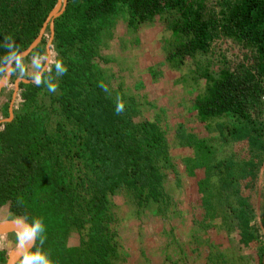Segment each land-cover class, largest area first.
I'll use <instances>...</instances> for the list:
<instances>
[{
  "label": "trees",
  "instance_id": "1",
  "mask_svg": "<svg viewBox=\"0 0 264 264\" xmlns=\"http://www.w3.org/2000/svg\"><path fill=\"white\" fill-rule=\"evenodd\" d=\"M58 1L0 0V80L10 60L40 36ZM173 11L179 16L169 62L181 66L183 58L208 54L218 41L242 52L232 60L225 56L227 68L218 78L202 74L208 86L194 108L207 130L215 125L217 136L210 140L185 123L170 139L160 120L142 119L137 96L114 88L111 69L102 65L110 60L101 48L120 19L135 29ZM51 34L48 26L30 55L14 62L1 96L0 117L7 120L14 95L9 84L30 81L20 82L13 120L0 124V210L7 207V219L32 229L37 221L41 225L27 253L49 264H125L122 223L164 216L175 202L167 185L170 171L176 172L173 148H192L195 157L185 160L187 167L205 168L199 188L207 217H215L218 206L228 207L240 244L262 242L264 211L261 223H253L251 205L234 199L240 180L254 174L247 170L252 161L217 158L210 142L246 143L264 160V0H68L55 20L56 60L35 81L29 65L49 56ZM72 234L79 236L78 245H70ZM8 259V248L0 245V264ZM208 262L230 264L221 252Z\"/></svg>",
  "mask_w": 264,
  "mask_h": 264
},
{
  "label": "rangeland",
  "instance_id": "2",
  "mask_svg": "<svg viewBox=\"0 0 264 264\" xmlns=\"http://www.w3.org/2000/svg\"><path fill=\"white\" fill-rule=\"evenodd\" d=\"M178 16L177 11L169 12L135 29L127 19H120L101 48L102 55L110 60L102 65L111 69L114 88L137 96L142 119L160 120L170 139L175 138L178 126L184 123L202 139H209L217 136L215 125L212 131L207 130L194 108L197 97L204 94L208 86L202 74L208 71L218 78L227 68L225 56L232 60L240 58L242 52L232 42L218 41L208 54L199 52L183 58L181 66L169 62V51L176 40L173 22ZM55 60L56 53L51 47L48 57L33 60L29 74L39 80ZM139 82L144 83L142 88L136 87ZM14 85L9 84V89H14ZM210 144L217 149V158L232 155L239 161H252L253 168L247 170L254 174L240 180V193L234 199L237 202L238 198L246 199L255 215L253 223L260 224L264 211V175L261 176L260 171L264 169V160L254 157L246 143L224 145L215 139ZM171 154L176 172L170 171L167 185L175 202L164 216L129 217L122 223L120 235L128 253L125 264H211L208 259L216 252L227 256L230 264H260L264 227L261 228V243L250 247L240 244V230L231 224L232 212L228 207L218 206L215 217H207L199 188V181L206 175L205 168L191 171L185 161L194 158L195 151L173 148ZM7 216L5 207L0 210V221ZM19 242L16 234L0 238V245L9 252L8 244L16 246ZM78 244L79 236L72 234L70 245Z\"/></svg>",
  "mask_w": 264,
  "mask_h": 264
},
{
  "label": "water",
  "instance_id": "3",
  "mask_svg": "<svg viewBox=\"0 0 264 264\" xmlns=\"http://www.w3.org/2000/svg\"><path fill=\"white\" fill-rule=\"evenodd\" d=\"M67 3L68 0H59L56 7L52 10V12L50 13L44 28L41 31L40 36L32 43V45L24 52L18 54L17 56H15L13 59L10 60L8 66H7V74L5 77H3L0 80V97L2 94V90L3 88L7 85V83L10 81L11 77H12V68H13V64L16 60L22 59L27 57L28 55H30V53L32 52V50L38 45V43L42 40L47 27L50 26L51 29V39L48 43V53L51 52V47H52V42L54 39V35H55V20L60 17L64 11L66 10L67 7ZM30 82L26 79L20 78L16 81L17 84V89H19V83L20 82ZM35 81H38V79H36ZM17 97V93L14 94V98H13V102L11 103L10 106V118L5 120V121H12L14 118V101L15 98ZM32 229V227L30 225H28L25 221L23 220H9V219H5L3 221H0V237H4V236H8L11 234H16L19 237L20 242L16 245L13 246L12 243H9V259L7 264H19L22 257L27 253V251H29V249L31 248V246L33 245L34 241H35V235L29 236L28 232ZM24 234V236L26 237V239H23L20 235Z\"/></svg>",
  "mask_w": 264,
  "mask_h": 264
},
{
  "label": "clouds",
  "instance_id": "4",
  "mask_svg": "<svg viewBox=\"0 0 264 264\" xmlns=\"http://www.w3.org/2000/svg\"><path fill=\"white\" fill-rule=\"evenodd\" d=\"M39 231H41V225L37 221L34 228L28 232V235H35ZM22 264H49V262L45 257L39 256L36 253H26L23 257Z\"/></svg>",
  "mask_w": 264,
  "mask_h": 264
},
{
  "label": "crops",
  "instance_id": "5",
  "mask_svg": "<svg viewBox=\"0 0 264 264\" xmlns=\"http://www.w3.org/2000/svg\"><path fill=\"white\" fill-rule=\"evenodd\" d=\"M19 79H20V78H19ZM8 83H9V82H8ZM8 83H7V84H8ZM19 85H20V83H19ZM16 86H17V84L15 83V85H14V94L17 93V96H18V93H19V89H20V88L17 89ZM1 96H2V94H1ZM13 98H14V95H13ZM15 100H16V98H15ZM12 102H13V101H12ZM14 103H15V101H14ZM1 104H2V103H1V97H0V106H1ZM13 106H14V105H13ZM0 115H1V114H0ZM0 120H1V121H0V124L3 123V122L5 121V120H3L1 117H0ZM260 175H261V176L264 175V169H263V171H262V170L260 171ZM260 181H262V179H260ZM259 183L262 184V182H259Z\"/></svg>",
  "mask_w": 264,
  "mask_h": 264
},
{
  "label": "built area",
  "instance_id": "6",
  "mask_svg": "<svg viewBox=\"0 0 264 264\" xmlns=\"http://www.w3.org/2000/svg\"><path fill=\"white\" fill-rule=\"evenodd\" d=\"M215 2H218V1H220V0H214ZM262 101H263V112H264V96H263V99H262ZM261 239H263L264 240V230H263V234H262V237H261Z\"/></svg>",
  "mask_w": 264,
  "mask_h": 264
},
{
  "label": "bare ground",
  "instance_id": "7",
  "mask_svg": "<svg viewBox=\"0 0 264 264\" xmlns=\"http://www.w3.org/2000/svg\"><path fill=\"white\" fill-rule=\"evenodd\" d=\"M20 236H21L23 239H26V237L24 236V234H21Z\"/></svg>",
  "mask_w": 264,
  "mask_h": 264
}]
</instances>
